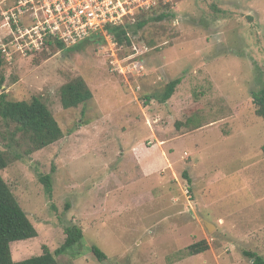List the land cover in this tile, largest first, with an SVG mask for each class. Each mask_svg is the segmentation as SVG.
<instances>
[{
  "label": "rangeland",
  "instance_id": "obj_1",
  "mask_svg": "<svg viewBox=\"0 0 264 264\" xmlns=\"http://www.w3.org/2000/svg\"><path fill=\"white\" fill-rule=\"evenodd\" d=\"M14 3L0 0V32ZM169 5L143 13L149 21L130 46L92 34L13 59L0 46V95L40 97L65 134L31 154L20 137H0L12 160L0 175L38 231L11 244L15 261L45 246L56 252L72 226L84 238L57 256L60 264H253L244 251L264 258V120L253 103L264 87V0ZM164 11L169 17L157 20ZM77 78L93 98L65 109L61 89ZM176 79L174 96L158 102ZM203 241L209 250L190 254Z\"/></svg>",
  "mask_w": 264,
  "mask_h": 264
},
{
  "label": "trees",
  "instance_id": "obj_2",
  "mask_svg": "<svg viewBox=\"0 0 264 264\" xmlns=\"http://www.w3.org/2000/svg\"><path fill=\"white\" fill-rule=\"evenodd\" d=\"M170 5L161 4L154 12L169 9ZM144 14L137 17L136 22H126L119 27H108V31L114 37V43L119 46L124 44L131 45V33L136 32L146 26L148 19L143 18ZM169 17L168 12L164 11L156 19L164 20ZM139 18H142L139 20ZM59 48H65L60 41H48L50 48L55 43ZM45 53V52H43ZM6 65V59L0 52V70ZM0 86L4 83V76H0ZM181 79L169 82L164 88L163 93L154 98L160 103H167L175 94ZM93 93L82 78H77L61 89V101L65 109L77 108L90 101ZM152 97H147L151 100ZM253 103L255 113L264 120V87L258 93L253 94ZM0 117L5 129H0V137L5 139L10 133L13 137H20V141L28 142L29 148L27 154L37 152L48 148L59 142L65 137V134L47 104L40 98L34 97L31 101H13L9 99L7 93L0 95ZM200 128V127H198ZM197 128V129H198ZM13 140H15L13 138ZM264 152V147L262 148ZM10 153L2 150L0 147V171L6 169L12 162ZM185 176L191 182L189 175ZM40 180L45 184L47 192L52 193L51 176L43 175ZM67 238L64 245L52 253L50 248L45 246L41 256L32 257L23 261H15L12 256L11 244L18 241L29 240L38 236V231L34 224L28 218L27 214L19 204L11 188L0 175V264H60L57 256L65 254L69 249L78 245L84 238L82 229L77 226L66 229ZM209 244L205 241L190 246V254L197 255L209 250ZM93 253L100 262H103L107 256L96 246L93 247ZM244 254L253 260V264H264V258L257 253L244 251Z\"/></svg>",
  "mask_w": 264,
  "mask_h": 264
},
{
  "label": "built area",
  "instance_id": "obj_3",
  "mask_svg": "<svg viewBox=\"0 0 264 264\" xmlns=\"http://www.w3.org/2000/svg\"><path fill=\"white\" fill-rule=\"evenodd\" d=\"M171 0H15L1 16L3 55L37 53L49 40L76 45L92 34L114 37L108 27L136 22L137 17ZM1 17V18H2Z\"/></svg>",
  "mask_w": 264,
  "mask_h": 264
},
{
  "label": "water",
  "instance_id": "obj_4",
  "mask_svg": "<svg viewBox=\"0 0 264 264\" xmlns=\"http://www.w3.org/2000/svg\"><path fill=\"white\" fill-rule=\"evenodd\" d=\"M206 226L208 228V230L211 232L212 228H215V225L211 224V223H206Z\"/></svg>",
  "mask_w": 264,
  "mask_h": 264
}]
</instances>
